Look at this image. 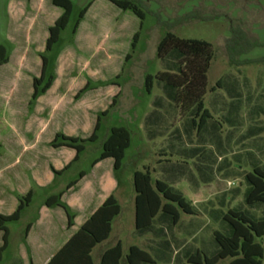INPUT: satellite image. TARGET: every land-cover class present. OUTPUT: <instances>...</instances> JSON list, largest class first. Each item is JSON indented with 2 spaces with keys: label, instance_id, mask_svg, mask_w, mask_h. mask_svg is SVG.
<instances>
[{
  "label": "rangeland",
  "instance_id": "374dc122",
  "mask_svg": "<svg viewBox=\"0 0 264 264\" xmlns=\"http://www.w3.org/2000/svg\"><path fill=\"white\" fill-rule=\"evenodd\" d=\"M68 1L70 10L64 27L49 49L43 50L46 27L60 13V8L48 0H0V46L7 58L0 64V137L1 121H7L26 126L25 133L35 132L44 123L37 136L36 149L40 151V147L49 146L52 131L60 134L72 131L78 138H83L93 127L90 123L86 132L90 101L103 96L107 88L113 90V94L117 93L114 107L107 108V101L103 106L105 113L97 114L95 138L83 143L77 160L54 181L55 184L62 183L75 177L78 171L87 169L99 153L107 128L126 127L127 130L124 129L130 135L135 132V123H129L122 115L131 109L132 98L138 99L134 103L138 113L146 111L152 99H157L161 105L167 100L173 112L167 119L173 123V134L178 135L177 143L170 154L171 160L161 162L163 168L154 172L157 177L167 179L161 181L170 191L179 194L192 211V188L207 184L211 189L208 208L211 213L195 215V220L188 226L186 219L190 216L178 213L179 226L187 229L176 235L177 241H182L177 253L167 251L159 235L134 229L141 232L136 235L127 221L122 224L124 231L120 240L122 244L131 243L138 248L142 242L144 249H140L152 260L148 264H183L195 251L204 256L212 255L216 245L211 231L229 234L227 225L217 214L219 208L222 213L228 209L244 211L251 219L263 217L262 203L245 205L244 196L240 202L238 193L244 186L248 187L243 175L254 165L264 167V164H256L264 155V63L257 61L264 58V0H135L142 13L140 20L131 11L118 9L107 0ZM84 6L87 7L71 33L77 13ZM234 27L240 28L253 44L245 53L234 57L238 63L230 64L226 61L223 41L229 35V29ZM164 31L178 38L201 39L211 45L212 55L205 72L206 91L202 96V105L209 116L198 126L196 122L194 125L190 122L191 109L181 115L177 113L171 101L170 86L151 77L149 92L144 90L146 74L153 76L156 72L177 70L175 49L160 59L154 55L155 44ZM134 32L136 37L130 49ZM125 54L128 58L123 60ZM40 56L45 59L44 78L55 74L60 79H69L76 73L90 88H95L89 98L84 97L73 105L70 103L75 90L65 92L62 105L47 121L45 109L60 90L53 86L38 93L36 97H41L37 100L36 97L30 99V78L38 75ZM243 60L245 62L241 63ZM209 87L212 90H207ZM156 110L164 119L162 108L156 107ZM162 127V123L159 124V128ZM154 157L151 153L145 154L142 163L154 166ZM227 180L229 183L225 185ZM228 187L236 190L229 202L235 209L229 206L227 209L224 198L222 206L218 205L222 195L216 190ZM48 194L47 190L33 187L27 211L20 219L5 224L8 232L6 245L0 252V264H20L22 256L17 254L16 248L25 230L24 223L31 219L38 204L43 203ZM121 209L125 211L124 206ZM156 213L158 216L161 212ZM152 226L155 227L154 221ZM254 241L261 246L260 264H264V236L254 238ZM227 260L223 258L215 264H226Z\"/></svg>",
  "mask_w": 264,
  "mask_h": 264
},
{
  "label": "crops",
  "instance_id": "0c3cea01",
  "mask_svg": "<svg viewBox=\"0 0 264 264\" xmlns=\"http://www.w3.org/2000/svg\"><path fill=\"white\" fill-rule=\"evenodd\" d=\"M77 75L78 74L74 73L69 79H60V77H56L55 74H50V82L44 91H48L53 86H57L60 92L49 101L45 109L46 121L52 113L58 111V108L62 105L65 92L72 93L74 90L76 92L78 89L85 86V89L79 93L76 98L73 97L75 92L72 94L73 98L70 105H73L82 101L84 97L86 99L89 98L90 96L88 95L95 90V88H90L88 83L86 81L83 82V79L79 78V75ZM87 76L93 75L88 74ZM78 78L80 79L79 81ZM63 84L65 87H63ZM116 95L117 93L113 94V90L107 88L103 96L100 95L96 99L90 101V114L88 115L89 123L86 132L90 129V123L92 125L94 124L97 114L105 109L103 108L104 104L110 101L112 96H114L115 99ZM39 97L41 96H37L36 100ZM131 101L132 103L129 106L131 109H128V112L122 115H124L129 123H135L133 127L135 132L131 135L128 133V144L122 152L119 167L115 170L112 169V160L109 157L95 160L97 154L90 161L86 170L78 171L75 177H71L68 181L57 184H55L56 178L67 170L70 163L77 160L79 152L73 159V149L66 146L51 147L49 145L48 147H40L42 149L41 151L39 148L36 149L38 144L37 136L44 123L35 132L25 133L26 126L24 127L21 124L17 126L7 121H1L3 129L1 130L2 135L0 137V214L10 213L16 205V197L28 191L29 200L18 213L17 219H20L22 213L28 209L33 187L47 190L49 194L45 197L58 194V205L47 207L41 202L36 207L34 214L32 213L31 219L25 221V223L23 222L27 227L22 234L21 241L17 243L16 248L17 254L19 253V255L22 256V258L19 259L20 264H45L51 254L54 253L66 238L77 229L83 220L108 195H111L116 201L119 208L118 213L110 220L109 231L106 238L90 248V262L91 264H97L99 254L115 242H118L122 255L125 253L127 246L132 245L131 243L122 244L120 240V234L124 231L122 224L127 221L128 226L130 223L132 225L133 219V192L130 183L131 172L146 167L149 171L150 182L154 179L166 181L167 179L165 178L157 177L154 170L156 171L157 169L163 168L161 167V162L167 163L171 160L170 154L174 151V145L177 143L178 135L173 134V123L167 119L173 114L167 100L161 105L158 103L157 99H152L147 106V110L145 111L144 109L140 113L134 108V103H136L138 99L132 98ZM156 107L162 108V113L165 114L164 119H161V114L157 112ZM64 108L66 107L64 106ZM161 123L163 127L160 129L159 124ZM156 124L157 127H155ZM167 127L170 128L167 129ZM124 128L126 129V127ZM91 130L92 127L90 132ZM55 133L58 132L52 131V136ZM61 134L78 137L72 131H63ZM84 137H86V135L83 136V138ZM163 144L165 145L163 146ZM149 153L155 156L154 159H152L153 163H155L154 166H151L149 163H142V156ZM258 154H260V152ZM256 164H264V155ZM254 166L264 168L260 165ZM79 172L81 174L78 176ZM69 182H71V185L66 187V184ZM52 183L54 186H52ZM227 183H229L228 180L225 185H227ZM247 189L248 187L244 186L238 193L240 202ZM192 190L194 191V195H191L190 203L193 205V213L187 215L190 216L186 219V223L188 222L187 226L191 221L195 220V215H206L211 213V210L208 211L211 193V189L208 188V185L204 184L202 188L193 187ZM216 191L222 195L218 200V205L222 206V199L224 198L226 200L224 205L227 209L229 207H231V209L236 208L229 206V202H232V198L234 194H236L235 189L232 190L228 187ZM123 206L125 211L121 209ZM219 210L217 214H219L221 218L223 211L220 208ZM65 212L71 215L69 226H66ZM153 221L155 227L152 226ZM179 222V215L174 223H170L167 216L161 213L157 216V213H155L150 219L148 226L144 229L151 234L159 235L161 244L165 246L167 251L170 250L171 253H177L181 246L179 244H182V241H177L178 237H176V235L185 232L181 230L187 229L184 228L185 226H179ZM7 232L6 228V238ZM133 232L136 235L141 233L135 232L134 228ZM176 244L179 246H176ZM138 246L144 249L142 242Z\"/></svg>",
  "mask_w": 264,
  "mask_h": 264
},
{
  "label": "trees",
  "instance_id": "16d2710c",
  "mask_svg": "<svg viewBox=\"0 0 264 264\" xmlns=\"http://www.w3.org/2000/svg\"><path fill=\"white\" fill-rule=\"evenodd\" d=\"M55 7L60 8V13L46 27V35L43 40V50L56 41L59 31L64 27L70 3L68 0H48ZM121 10H129L139 20L142 13L135 3V0H107ZM87 6L82 7L72 25L71 33L74 31L79 19ZM191 15V14H189ZM196 18L198 17L195 14ZM189 17V16H184ZM136 32L131 35L129 47L133 46ZM240 28L229 29V35L223 41V48L227 63L236 64L234 57L245 53L251 46ZM255 44V42H254ZM175 49L176 72L160 71L153 76L143 77V87L148 91L151 77L172 88L171 101L179 115L191 109L190 122L197 126L202 124L209 116L202 105V96L206 91L205 72L211 59V45L201 39L178 38L168 31H164L155 44L154 55L162 58L168 51ZM128 58L125 54L123 60ZM6 61L3 48L0 46V64ZM257 61L264 63V58ZM245 62L244 60L241 63ZM45 59L39 57V71L37 77L30 78V94L33 100L38 93H41L48 86L51 76L44 78ZM42 82V83H41ZM217 85V84H216ZM85 89V86L78 89L74 98ZM207 90H212L211 87ZM114 104V96L111 97L107 108ZM106 109L99 112L105 113ZM97 126V116L92 130L84 138L66 136L55 133L49 140L51 147L66 146L74 151V157L83 148V143L92 141L95 138L94 130ZM128 144V132L123 127H109L106 135L100 142V150L95 160L109 157L112 160V169L120 165L122 152ZM81 173H78V176ZM248 189L244 195L245 205L262 203L264 206V168L254 166L243 175ZM130 183L133 192V219L132 225L135 230H142L148 226L150 219L157 212L165 214L170 223H174L178 213L185 215L192 214L190 205L177 193L170 191L169 187L162 181L154 179L150 182L149 171L146 167L134 170L130 175ZM71 182L66 184V187ZM57 195H50L43 200L45 206L58 205ZM29 200V192L16 197V205L8 214H0V252L6 244L5 224L15 221L18 213ZM118 205L111 195L106 196L101 203L83 220L73 233L54 251L46 260L45 264H91L89 251L92 246L104 240L109 231L110 220L118 213ZM66 226L70 225L71 215L65 212ZM221 220L227 225L229 234L224 235L218 231H211V237L216 245V251L210 256L195 251L188 255L183 264H215L216 261L227 258L226 264H260L261 246L254 241V238L264 236V214L260 219H251L239 210H226L221 215ZM27 225L25 226L26 229ZM152 260L142 249L129 245L125 253H120L118 242H115L99 256L97 264H148Z\"/></svg>",
  "mask_w": 264,
  "mask_h": 264
}]
</instances>
